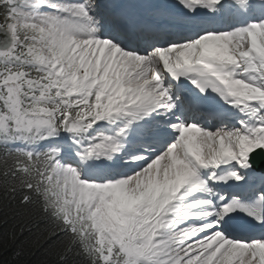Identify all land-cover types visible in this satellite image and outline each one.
<instances>
[{
    "label": "snow or ice",
    "instance_id": "1",
    "mask_svg": "<svg viewBox=\"0 0 264 264\" xmlns=\"http://www.w3.org/2000/svg\"><path fill=\"white\" fill-rule=\"evenodd\" d=\"M0 264H264V0H0Z\"/></svg>",
    "mask_w": 264,
    "mask_h": 264
},
{
    "label": "trees",
    "instance_id": "2",
    "mask_svg": "<svg viewBox=\"0 0 264 264\" xmlns=\"http://www.w3.org/2000/svg\"><path fill=\"white\" fill-rule=\"evenodd\" d=\"M3 259L6 261L10 260V254H5Z\"/></svg>",
    "mask_w": 264,
    "mask_h": 264
}]
</instances>
